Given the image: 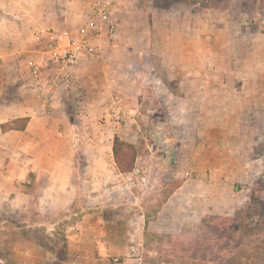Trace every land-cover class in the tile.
<instances>
[{"label":"rangeland","instance_id":"rangeland-1","mask_svg":"<svg viewBox=\"0 0 264 264\" xmlns=\"http://www.w3.org/2000/svg\"><path fill=\"white\" fill-rule=\"evenodd\" d=\"M97 1L0 0V100H6L1 110L12 118L1 131L19 130L30 116L47 122L44 133L50 137V123L58 122L59 140L45 146L75 157L70 176L63 174L71 185L56 181L43 192L58 214L37 217V174L22 183L33 195L28 223H42L23 231L34 240L28 239L22 254L14 253L21 245L4 222L10 181L2 177L0 264H264L263 163L252 161L228 133L235 124L216 123L228 111L218 108L221 102L238 104L235 112L241 115L250 96L239 90L264 85V0H129L134 7L141 3L150 25L155 21L154 42L136 29V13L128 12L121 23L117 9L118 25L100 37L99 56L83 59L72 83L47 93L44 78L50 73L34 78L25 66L35 55V30L75 28ZM185 20L187 33L180 35ZM165 21L175 22L176 29H165ZM231 70L235 75H228ZM254 70L262 73L250 76ZM219 86L226 91H211ZM115 97L122 105L120 118L110 109ZM215 101L220 104L212 108ZM9 134L0 160L14 162L12 167L29 164L34 158L19 154ZM218 166L231 173L218 172ZM241 167L249 171L235 174ZM182 183L181 198H171ZM191 194L199 205L216 206L197 224L180 223L193 214L186 210L195 202ZM72 196L71 211H64ZM169 204L175 208L165 211ZM137 215L144 216L143 229L137 228ZM12 218L11 227L18 226L19 215ZM83 225L89 227L86 233ZM74 230L80 234L75 240L69 238Z\"/></svg>","mask_w":264,"mask_h":264},{"label":"crops","instance_id":"crops-1","mask_svg":"<svg viewBox=\"0 0 264 264\" xmlns=\"http://www.w3.org/2000/svg\"><path fill=\"white\" fill-rule=\"evenodd\" d=\"M128 1L129 0H118L117 2L118 4L117 9H119V14L121 15V23H122L123 18L128 12L136 13L137 18L139 20L138 21L139 26L136 29L138 30L139 33H140V30H143V34L145 35L144 37L147 38L148 43L154 42L153 38L151 37V29L154 28L155 21L152 22V25H150L148 14L144 10V7L141 5V3H137V4L135 3L136 5L134 4L135 5L134 7L132 6V4L128 3ZM168 12L170 13V11ZM144 17H146L147 19H144ZM164 24H165V29L167 30L176 29V23L173 21H168V22L165 21ZM198 28L199 26H197V22H196L195 26L193 27V29L197 31L196 34L200 33V28H199V31H198ZM187 29H188V22L187 20H185V22L183 21L182 23H180V35H186ZM258 33L261 34L260 32ZM258 33H253L251 35L253 36L255 35V37H257ZM138 37L140 38V35ZM169 39H171V37ZM184 42L183 43L181 42V44H184ZM101 49H102V46H100V43H99V51H101ZM231 73H233L232 76L235 75V71L233 70H231L228 73V75H230ZM261 73H262L261 71L254 70V71H251L249 75L257 76ZM219 89H223V87L219 86V88H212L211 91L215 93L226 91V90H219ZM239 91L245 92L249 94L250 96L249 99H246V103H245L246 104L245 109H247V111H245V113L243 114L241 113V115H237V111L235 112V110H237L238 104H234L231 101L221 102V104L220 102H216V101L212 102L211 104L212 108L217 107L216 104L218 103V105L220 104L218 108H221L223 110H228L227 112L225 111V115L223 114V115L218 116L216 123H217V126H220V125L222 126L232 125L233 126L235 124L233 128H228L227 130L228 133L234 134L235 140L237 141V143L240 144L243 150L245 149L246 154L249 156V158L252 161H256V160L262 161L263 164H261L260 167L264 168V85H260L255 88L244 86V88L240 89ZM227 93H230V92L228 91ZM5 103H6L5 99L0 100V116L1 115L4 116V120H0V126L2 123H5L9 121L10 119H12L11 117L6 118L5 110L4 111L1 110V108L6 109ZM42 105H45V102H43ZM233 119H235V122H233ZM57 123L58 122H54V121L50 123L53 125L50 137L45 136L46 134L44 133L47 122H44L40 118H36L35 120V118H32L30 116L27 117V120L23 128L19 130L10 129L8 131L2 132L1 127H0V152L4 151L5 149L4 147L7 145V142H5L6 137L7 135H10L9 134L10 132H12L14 135L13 145L15 146L17 152L21 155L28 156L29 158L31 157L34 158V159H29L30 161L29 164H23L22 162L20 164L19 162L20 164L19 167H12L14 162L5 163L4 160H0V182L3 180L2 177L7 178L10 181L9 189L7 188L8 189L7 196L5 195L3 198L5 200L3 204L5 206L4 211L6 214H9V217L6 216L4 218L5 219L4 222H7V224L10 225L9 226L10 230L8 234L10 233L11 236L14 234V242H18L21 245L19 251H17V249L13 247L14 253L22 254L23 252L22 246L24 244H28L27 241L29 238H31V240H34L32 237L33 235L30 232L24 235L23 231H25V229L28 230V228L26 227L30 226L33 228V227H37L38 225L42 224L40 223L41 220H37V223H28L27 213H28V210L32 206L31 203L33 202V195L31 192L23 190L21 186H22V183H28V184L30 183V180H29L30 173L37 174L38 178L41 181L40 182L41 193L37 195L35 203H34L35 209L37 211V217H39L40 219H43V218H46V216L49 214L54 215V214L59 213V208H56L54 206L53 199L48 197L47 195H44L43 192L45 191L49 183H53L56 181L58 182L66 181V177L64 178L63 174L69 173V176H70L73 170V166L75 164V157L70 150H60L59 148L54 147V146H50V147L45 146V143L48 140L52 142H56L59 140L60 131H59V127ZM33 126H37L36 130L34 131H33ZM243 133L246 134V137H243L244 136ZM238 150H240V147H237V151ZM240 156H241L240 152L237 153L236 157H240ZM61 158H64V159H61ZM62 161H64V163L67 164V166H65L67 170L65 171L61 170L62 165H63V163H61ZM1 168L6 169L4 171L5 172L4 175H3V170ZM217 169H218V172L231 173V171H229V169L225 168L224 166L223 167L218 166ZM241 171L248 172L249 169H245L244 167H241L239 169L234 168L235 174L237 172L241 173ZM69 176H67V179ZM184 183L180 184L175 189V191L170 195L171 198L172 197L174 199L178 197L181 198L180 190L184 187L185 185ZM65 185L67 186L71 184L70 183L68 184V182L66 181ZM58 186L59 185L55 186V189H58ZM219 196L220 194L217 195V198H219ZM190 197H193L195 202L190 203L188 208H186V210L188 212L192 211L193 214L188 213L189 216L187 218H183L182 220H180L181 221L180 223H187L188 221L193 220V222L195 221V223L197 224L202 219V213H204L205 210H213L216 204L214 205V203H212V205L210 206L208 205L204 206L201 204L199 205L198 196H192L191 194ZM74 198L75 197L72 196L68 206L62 208L64 211H71V207L75 200ZM244 201L245 200H243V202ZM170 203H172V201ZM241 203L242 202H240V204ZM174 205H177V204L174 203ZM198 206H200L199 209H197ZM171 208L174 209L175 207L169 204V208L166 209L165 211H169V209ZM231 210L232 211L234 210V205L231 207V209L230 208L228 209L227 214H230ZM13 213L19 215L20 223L18 226L15 224L14 227L13 226L11 227V225L14 224L13 223L14 220L12 218ZM143 217H144L143 215H137L136 223H137L138 229L144 228L145 220L143 219ZM14 219L16 220L17 218H14ZM159 220L161 219L157 217L156 221H159ZM149 223H151V221H148V225ZM86 228H88L89 230V227H85L83 225L82 232L86 233L87 231ZM14 229L15 231L12 232V230ZM74 233H77V234H71L69 238L75 240V238L80 237V234L78 233V231H75ZM17 237L18 239H16ZM102 239L103 237H100L98 240L99 241L98 244L100 246H102ZM12 241L9 242L10 246H14L11 243ZM132 249H136V248L133 246ZM10 250L12 251V248H10Z\"/></svg>","mask_w":264,"mask_h":264},{"label":"built area","instance_id":"built-area-1","mask_svg":"<svg viewBox=\"0 0 264 264\" xmlns=\"http://www.w3.org/2000/svg\"><path fill=\"white\" fill-rule=\"evenodd\" d=\"M117 1L98 0L91 16L75 28L40 26L35 30V55L25 60V66L34 78L50 73L44 78L47 93L72 83L74 69L83 59L99 56L100 37L109 36L118 25L114 17ZM110 109L115 118L122 117L117 97L112 99Z\"/></svg>","mask_w":264,"mask_h":264},{"label":"trees","instance_id":"trees-1","mask_svg":"<svg viewBox=\"0 0 264 264\" xmlns=\"http://www.w3.org/2000/svg\"><path fill=\"white\" fill-rule=\"evenodd\" d=\"M23 126H24V125H23ZM23 126H21L19 129H22ZM0 127H1V129H2V127H4V125L1 124ZM117 143H118V140L115 139V142H114V144H113V154H114L115 158H117V156H118V149H117V145H116Z\"/></svg>","mask_w":264,"mask_h":264}]
</instances>
